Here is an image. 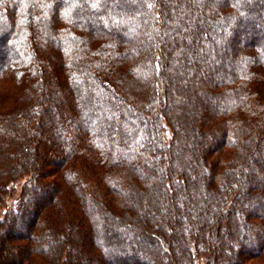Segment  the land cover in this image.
Segmentation results:
<instances>
[{"label": "trees", "instance_id": "obj_1", "mask_svg": "<svg viewBox=\"0 0 264 264\" xmlns=\"http://www.w3.org/2000/svg\"><path fill=\"white\" fill-rule=\"evenodd\" d=\"M25 176L0 264H264V0H0Z\"/></svg>", "mask_w": 264, "mask_h": 264}, {"label": "rangeland", "instance_id": "obj_2", "mask_svg": "<svg viewBox=\"0 0 264 264\" xmlns=\"http://www.w3.org/2000/svg\"><path fill=\"white\" fill-rule=\"evenodd\" d=\"M167 137H170L171 131L166 130ZM28 177L25 176L21 179H19L15 184V189L10 192L8 198L6 199V204L0 208V218L3 217V214L5 213L6 209L11 205V203L19 196L21 187L23 183L27 181Z\"/></svg>", "mask_w": 264, "mask_h": 264}, {"label": "snow or ice", "instance_id": "obj_3", "mask_svg": "<svg viewBox=\"0 0 264 264\" xmlns=\"http://www.w3.org/2000/svg\"><path fill=\"white\" fill-rule=\"evenodd\" d=\"M93 7H95V5H93ZM66 15H67V13H66Z\"/></svg>", "mask_w": 264, "mask_h": 264}]
</instances>
